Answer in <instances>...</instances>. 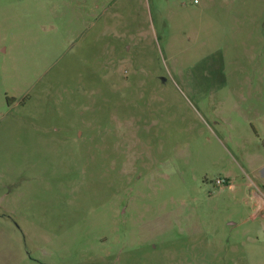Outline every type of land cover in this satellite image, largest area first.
<instances>
[{"label": "rangeland", "instance_id": "374dc122", "mask_svg": "<svg viewBox=\"0 0 264 264\" xmlns=\"http://www.w3.org/2000/svg\"><path fill=\"white\" fill-rule=\"evenodd\" d=\"M264 0H0V264H264Z\"/></svg>", "mask_w": 264, "mask_h": 264}, {"label": "crops", "instance_id": "0c3cea01", "mask_svg": "<svg viewBox=\"0 0 264 264\" xmlns=\"http://www.w3.org/2000/svg\"><path fill=\"white\" fill-rule=\"evenodd\" d=\"M260 160L258 161L257 165L253 167V171L256 172V175L259 180L262 181L264 186V149L263 151L259 152ZM255 195L259 202H261V207L264 204V198L260 195L259 191H255Z\"/></svg>", "mask_w": 264, "mask_h": 264}, {"label": "bare ground", "instance_id": "6f19581e", "mask_svg": "<svg viewBox=\"0 0 264 264\" xmlns=\"http://www.w3.org/2000/svg\"><path fill=\"white\" fill-rule=\"evenodd\" d=\"M260 204H261V202H260ZM263 206V205H262Z\"/></svg>", "mask_w": 264, "mask_h": 264}]
</instances>
